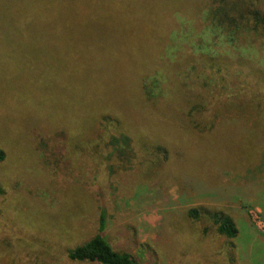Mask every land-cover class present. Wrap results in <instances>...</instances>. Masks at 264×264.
Returning a JSON list of instances; mask_svg holds the SVG:
<instances>
[{
    "label": "rangeland",
    "instance_id": "374dc122",
    "mask_svg": "<svg viewBox=\"0 0 264 264\" xmlns=\"http://www.w3.org/2000/svg\"><path fill=\"white\" fill-rule=\"evenodd\" d=\"M185 2L172 0L170 8L182 6ZM261 6L264 9V1ZM173 13L175 26L182 29V22H186L188 16L181 12ZM147 18L150 17L144 16L140 20L145 21ZM79 20L84 30L90 32L89 37L82 40L90 44L100 37L96 33L99 26L107 22ZM162 20L159 18L160 24ZM120 21L128 23L125 18ZM189 21L186 26L191 24L194 33L190 37H182L184 43L175 57L176 62L167 61L169 63L165 66L172 70L166 77L173 86L177 85V99L182 101V107L190 104L189 87L180 90V69L185 70L195 62L194 58L198 55L192 52L200 55L198 46L203 44L198 39L203 32L201 21H197L196 17H191ZM176 30L174 26L167 30V33L170 31L168 44L163 49L159 47V51H170L174 39L182 36ZM24 47L8 50L11 54L7 55L9 58L12 56L25 64L22 70L12 67L13 78H28L30 82L36 78L43 79L44 90H53L52 94L60 101L58 107L62 113L57 127L49 128L44 124L40 128L31 117V107L26 108L22 103H17L15 109L9 108L3 100L0 103V138L8 152V158L0 162V183L5 189V193L0 195V264H101L72 261L68 257V250L91 238L99 211L106 206L109 209L106 232L109 243L115 249L135 254L141 264H264V238L259 237L264 235V195L257 187L264 179V142H259L262 138L258 135L263 126L258 123L260 107L252 102L237 104L234 99L228 104L226 101L222 105L218 102L221 112L217 123L222 127L239 123L242 130L251 131L253 140L245 142L221 136L214 141L195 142L194 146L190 144L199 155L188 161L193 159L194 163L198 160V166L203 169L209 166L212 175L228 164L239 163L240 169H248L249 165L253 167L251 170L245 169L243 174L227 170H222L221 174L216 172L219 177L215 179L222 184L218 188L238 192L236 187L248 185L251 186V195L245 198L242 194H234L236 203L226 205L239 216L240 235L230 240L232 243L225 237H214V251L204 241L197 240L200 232L193 230L192 227H197L196 223L190 225L184 210L205 205L206 202L202 200L204 195L181 194L177 192L178 187L162 185L154 174L165 170L168 165L166 162L161 161L151 167L147 164L143 174L130 170L106 174V177L103 172L96 175L98 168L88 152V144L103 134L104 114L98 115L93 124H88L81 133L78 130L83 129L85 123L81 127L64 128L67 117L78 122L79 106L86 110L90 101H94L92 88L95 83H107V90L111 84L123 85L121 67H108V64L94 59V54L83 55L82 48L78 49L75 45H61L60 50L41 46L30 48L34 47L31 45ZM161 54L162 51L155 57L164 63L166 60ZM235 54L236 50L228 45L219 46V57L224 60L223 63L230 65L239 62V58L235 61ZM243 55L248 59L255 56L248 52ZM180 63H184L181 68L178 66ZM3 71L0 68V81L7 78ZM52 74L58 77L57 81H51L48 75ZM258 75L264 77V67ZM3 82L8 83L9 80ZM236 83V77L232 75L225 82V88L222 87L224 84L216 88H203L196 84L192 88L190 84V88L192 92L200 93L204 102L215 95L221 101L227 93L226 89L235 92H231L233 94L229 98L243 95ZM22 85L21 90L26 89L25 82ZM8 89L0 87V92H8ZM105 98L102 95L101 101ZM151 128H155V133L163 132L172 140H176L179 134L174 127ZM235 131V128H229L228 136ZM195 132L199 136L210 135L207 132ZM140 139L150 144L156 142L149 134ZM174 178L178 179L177 175ZM221 205L218 203L216 207ZM208 256L214 258L209 259Z\"/></svg>",
    "mask_w": 264,
    "mask_h": 264
},
{
    "label": "trees",
    "instance_id": "16d2710c",
    "mask_svg": "<svg viewBox=\"0 0 264 264\" xmlns=\"http://www.w3.org/2000/svg\"><path fill=\"white\" fill-rule=\"evenodd\" d=\"M171 1L0 0V68L2 71L5 69L3 73L7 76L3 81L9 80L8 83L0 81V87L9 88L8 92H0V103L4 101L9 108L15 109L18 107L17 103H22L26 108L31 107V117L40 128L44 124L54 128L61 122L62 111L58 107L60 101L52 94V89L44 90L43 79L36 78L30 82L28 78H13L12 67L22 70L25 64L17 61V58L7 56L11 55L8 50L12 48L31 45L34 47L30 48L41 46L60 50L61 45H75L78 49L82 48L83 55L94 54V59L108 64V67H121L123 85L111 84L107 90V83H95L92 88L94 101H90L86 110L79 106L78 122L67 117L64 128L72 129L76 125L81 127L85 123L83 129L78 130L81 133L88 124H93L98 115L104 114L103 134L88 144V152L96 169L98 168L96 175L103 172L106 177V174L130 170L143 174L147 164L151 167L161 161L166 162V169L154 174L162 185L178 187L177 192L181 194L204 195L202 200L206 202L205 205L184 210L190 225L192 222L196 223L197 227H192L193 230L200 232L197 240L204 241L215 251V240L212 241L214 237H225L232 243L230 240H235L240 235L239 216L226 205L236 203L234 194H242L245 198L251 195V186L248 185L236 187L238 192L218 188L222 184L215 179L219 177L216 172L221 174L222 170H227L243 174L247 168L240 169L239 163L228 164L220 170L216 167L217 171L212 175L209 166L203 169L198 166V160L194 163L193 159L188 161L199 155L190 144L194 146L195 142L214 141L221 136L245 142L253 140L251 131L242 130L239 123L226 127L217 123L221 112L218 102L222 105L226 101L228 104L233 99L237 104L252 102L260 107L258 123L263 126L258 135L262 138L259 142H264V77L258 75L264 67V9L261 6L264 0H186L184 5L170 8ZM173 12L185 13L189 19L196 17L197 21H201L200 27L203 29L198 38L203 43L198 46L201 54L193 51L192 54L198 55L194 58L195 62L185 70L180 69V90L189 87L190 105L185 107L177 99V85L173 86L167 80L166 75L172 70L165 66L169 63L167 61L176 62L175 57L179 55V48L184 43L182 37H190L194 28L191 24L186 26L189 19L182 22V29L175 26ZM144 16L150 18L140 20ZM124 18L128 19V23L120 21ZM159 18L163 19L161 24ZM79 19H90L92 23H102L103 20L107 22L99 26L96 33L100 37L90 44L89 41L84 43L82 40L89 37L90 32L84 30ZM140 23L143 25L140 26ZM172 26L182 36L174 39L170 51L161 50V57L166 61L160 63L155 56L161 52L160 48L163 49L168 44L170 31L167 33V30ZM220 45L235 49V61L239 58V62L230 65L223 63L224 60L219 57ZM89 48L92 49L91 52L88 51ZM157 48L159 49L155 51ZM244 52L255 56L249 57V60L243 55ZM181 65L184 63H180L179 68ZM192 74L195 77L192 78ZM232 75L236 77L238 91L243 94H239L242 95L239 98H229L235 92L226 89L227 93L221 101L215 95L216 97L212 96L211 100L204 102L203 96L192 92L193 89L190 88V84L192 88L194 84L203 88H216L224 84L222 87L225 88V82ZM48 76L52 82L58 80L54 74ZM24 82L26 89L21 90ZM102 95L106 97L103 101ZM157 126L174 127L179 132L176 140L168 138L163 132L155 133V128L151 127ZM232 127L236 131L228 136L229 128ZM193 128L210 135L199 136ZM147 134L156 142L150 144L140 139ZM7 158V149L0 138V162ZM249 166L247 170L253 169L252 165ZM175 175L178 179L174 178ZM257 187L264 195V179ZM4 193L5 189L0 183V195ZM218 203H222L218 207L220 209L216 207ZM108 210L107 206L100 209L94 234L84 244L69 249V259L101 264H141L135 254L115 249L109 243L106 237ZM259 237L264 238V235ZM203 255L204 253L200 254V257Z\"/></svg>",
    "mask_w": 264,
    "mask_h": 264
}]
</instances>
